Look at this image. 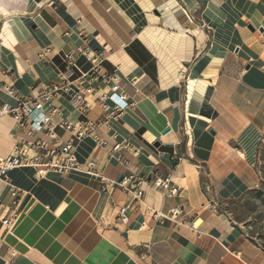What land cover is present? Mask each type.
I'll return each mask as SVG.
<instances>
[{
    "label": "crops",
    "instance_id": "obj_1",
    "mask_svg": "<svg viewBox=\"0 0 264 264\" xmlns=\"http://www.w3.org/2000/svg\"><path fill=\"white\" fill-rule=\"evenodd\" d=\"M86 47L105 57L103 73L117 76L128 97L113 125L138 154L123 151L126 164L113 157L111 134L103 132L106 148L91 138L77 145L81 172L7 173L0 264H264V249L206 188L231 198L256 185L248 149L264 132V0H0V106L15 104L8 89L28 98L58 81L67 54L88 72ZM98 87L88 97L90 119L102 116L96 101L109 92ZM56 105V122L85 120L69 96ZM250 131L255 138L244 140L250 144L242 153L236 146ZM18 137L16 122L0 118L1 158ZM91 161L111 180L170 178L179 195L152 183L138 202L119 189L103 192L85 172ZM11 187L21 193L22 214L8 231ZM122 207L130 208L127 223L117 220Z\"/></svg>",
    "mask_w": 264,
    "mask_h": 264
},
{
    "label": "built area",
    "instance_id": "obj_2",
    "mask_svg": "<svg viewBox=\"0 0 264 264\" xmlns=\"http://www.w3.org/2000/svg\"><path fill=\"white\" fill-rule=\"evenodd\" d=\"M82 54L91 64L88 72L78 68L75 54L70 53L65 57L68 67L66 71L60 73L59 80L36 88L32 97L22 98L13 89L7 90V93L15 99V104L4 103L0 106V118L11 117L16 122L20 137L16 140L13 153L7 158L0 157V183L7 173L19 168H31L39 178L45 177L50 172L60 175L81 172L83 166L76 156L77 145L91 138L100 147L106 148L109 140L103 136V132L111 134L109 138L113 142V157L117 156L118 160L126 164V159L120 155L123 151L134 152V156H137L134 146L126 139L119 141L120 135L114 130L113 122L120 121L128 107V97L125 93H120L118 77L103 73L106 59L102 54L89 47L84 48ZM99 84L109 88V92L99 96L96 101L102 116L98 119H90L88 97L97 93L100 89ZM66 95L70 98L71 106L85 118L84 121L76 123L65 119L55 121V118L62 116V110L56 105V101ZM58 131L69 134L70 140L61 142ZM85 172L93 181L99 183L103 192L111 193L119 189L132 195L135 202L143 197L142 186L151 183L170 196L179 195V190L172 187L170 178L149 180L147 177L125 176L122 181L111 180L97 171L96 162L93 161L86 165ZM10 196L11 201L3 220L8 231L15 228L22 214L21 193L11 187ZM129 209V207L120 208L117 220L127 223ZM153 213L159 218H165L160 212L153 210ZM178 216V210L170 214L172 220L177 219Z\"/></svg>",
    "mask_w": 264,
    "mask_h": 264
},
{
    "label": "rangeland",
    "instance_id": "obj_3",
    "mask_svg": "<svg viewBox=\"0 0 264 264\" xmlns=\"http://www.w3.org/2000/svg\"><path fill=\"white\" fill-rule=\"evenodd\" d=\"M254 133L253 131L247 133L239 143V146L237 144L236 149L246 153V147L250 143L245 144V146L244 140L248 139L250 135L255 138ZM250 145L249 150L251 151L253 148L255 150L253 154L254 164L252 165L256 178L255 186L231 198L219 195L216 186H206V188L217 203L218 208L227 213L253 243L264 249V132H261L256 142ZM228 177L229 180L232 178ZM205 178L208 183H211L209 175H205ZM2 183L5 184L7 182L3 181Z\"/></svg>",
    "mask_w": 264,
    "mask_h": 264
},
{
    "label": "bare ground",
    "instance_id": "obj_4",
    "mask_svg": "<svg viewBox=\"0 0 264 264\" xmlns=\"http://www.w3.org/2000/svg\"><path fill=\"white\" fill-rule=\"evenodd\" d=\"M187 15H188V14H187ZM188 18L190 19L189 15H188ZM190 20H191V19H190ZM254 151H255L254 148H253L251 151L248 149V155H249V157H253V153H254ZM239 155L242 156L241 153H239ZM253 159H254V158H253ZM249 160H250V159H249ZM253 161H254V160H253Z\"/></svg>",
    "mask_w": 264,
    "mask_h": 264
},
{
    "label": "water",
    "instance_id": "obj_5",
    "mask_svg": "<svg viewBox=\"0 0 264 264\" xmlns=\"http://www.w3.org/2000/svg\"><path fill=\"white\" fill-rule=\"evenodd\" d=\"M169 131H170L169 129L165 130V131H164V134H167ZM155 146H156V147H159V146H160V143L158 142L157 144H155ZM123 178H124V177L120 178L119 181H122Z\"/></svg>",
    "mask_w": 264,
    "mask_h": 264
}]
</instances>
